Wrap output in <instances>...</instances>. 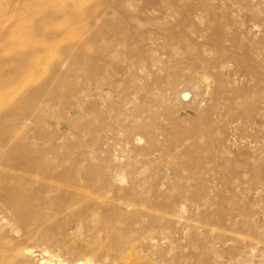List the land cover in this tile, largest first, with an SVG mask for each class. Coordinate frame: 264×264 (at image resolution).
Returning a JSON list of instances; mask_svg holds the SVG:
<instances>
[{"label":"rangeland","instance_id":"rangeland-1","mask_svg":"<svg viewBox=\"0 0 264 264\" xmlns=\"http://www.w3.org/2000/svg\"><path fill=\"white\" fill-rule=\"evenodd\" d=\"M79 263L264 264V0H0V264Z\"/></svg>","mask_w":264,"mask_h":264},{"label":"bare ground","instance_id":"bare-ground-1","mask_svg":"<svg viewBox=\"0 0 264 264\" xmlns=\"http://www.w3.org/2000/svg\"><path fill=\"white\" fill-rule=\"evenodd\" d=\"M31 64V63H30ZM80 264V263H79Z\"/></svg>","mask_w":264,"mask_h":264}]
</instances>
